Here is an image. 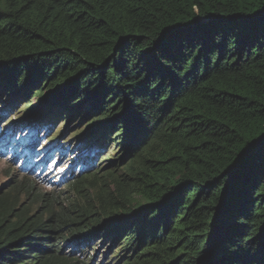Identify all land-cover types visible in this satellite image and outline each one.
<instances>
[{
  "label": "trees",
  "instance_id": "obj_1",
  "mask_svg": "<svg viewBox=\"0 0 264 264\" xmlns=\"http://www.w3.org/2000/svg\"><path fill=\"white\" fill-rule=\"evenodd\" d=\"M9 152L0 264H264V0H0Z\"/></svg>",
  "mask_w": 264,
  "mask_h": 264
},
{
  "label": "rangeland",
  "instance_id": "obj_2",
  "mask_svg": "<svg viewBox=\"0 0 264 264\" xmlns=\"http://www.w3.org/2000/svg\"><path fill=\"white\" fill-rule=\"evenodd\" d=\"M32 97L33 96H31L30 99ZM30 101H31V104L27 108L25 106V104L27 102H24L23 105H20V106H18L16 108V111L14 113H12V115H8L7 121H9V122H10V120H12V121L9 124L6 125L7 127L10 124H18L20 122H23L25 119L30 118L31 116H33L34 114H36L39 111L40 104L37 102V98H35L33 100L31 99ZM25 109H28V110L29 109H32V111H25ZM59 121H61V122H59ZM59 121H57V123L55 124V127H54L55 136H57V137L60 136V134L64 131V129H63L64 123L62 124V122L64 120H61L60 119ZM13 122H15V123H13ZM77 124L78 123H74L72 126L75 127ZM86 125H87V123L85 122L84 124H82V125L79 126L78 130L81 131V135L85 133V131H86ZM45 131H42L40 133V135L43 138H42V140L38 144V149L42 148L41 149L42 151H44L45 150L44 149L45 146H47V144H49L48 143L49 137L44 136L45 135ZM73 132H75V129H72L67 134V139L70 137L71 133H73ZM106 132H108V131H106ZM105 137H106V134H105ZM115 141H117V139H115ZM114 150L115 149L113 147V143H111L110 146L107 148V151L104 154H102V156H100V158H98L97 165L103 161L101 163V165H100L99 168H101V169L102 168L103 169L106 168L107 165L105 167H102V164H105L104 162L107 161V160H104V159H106V157L113 156ZM117 150H119V148H117ZM88 152H90V150H87L85 152V155H87ZM7 155L8 156H6V158H0V190H2V189L7 190L9 188V186H11L10 182H11L12 179H14V175H13L14 173L12 171V167L15 168V169H17V171H18V168H21L22 165H23L22 164V159H20L19 162L14 163V165L12 163H9L8 160H6V159H9L10 158V160H14V157H12L13 156L12 152L7 153ZM76 158H77V156L73 152L67 153V155L64 158H58V156H55V157L51 158L48 161L47 168H45L43 170V173L46 171V169H48V171H46V172L48 173L49 179H51L53 182L59 181V180L62 179L63 174L65 172H68L69 168L72 166V161L76 160ZM56 159L58 160V163H56ZM130 160L131 159H129L125 164L129 163ZM81 169H82V167L80 165L77 166V168L75 170V175H78L80 173ZM18 175H19V173H18ZM67 176L70 178L69 174ZM128 183H129V181H128ZM50 187L53 188L54 185L51 184V183H47V186H45V190L44 191H46V192L49 193L52 190ZM125 187L127 188L126 185H125ZM108 190H109V192L111 194H114L113 197H116L117 196V192L115 193L114 188L111 187V188H108ZM106 198H108V196Z\"/></svg>",
  "mask_w": 264,
  "mask_h": 264
},
{
  "label": "flooded vegetation",
  "instance_id": "obj_3",
  "mask_svg": "<svg viewBox=\"0 0 264 264\" xmlns=\"http://www.w3.org/2000/svg\"><path fill=\"white\" fill-rule=\"evenodd\" d=\"M35 98H37V96H33L31 99L33 100V99H35ZM31 99H30V100H31ZM30 100H29V102H27V103L25 104L26 107H28V106L31 104V101H30ZM22 107H23V106H22ZM23 110H24V109H23ZM23 110H22V111H23ZM113 147H114V149L117 148V146H116L114 143H113Z\"/></svg>",
  "mask_w": 264,
  "mask_h": 264
},
{
  "label": "water",
  "instance_id": "obj_4",
  "mask_svg": "<svg viewBox=\"0 0 264 264\" xmlns=\"http://www.w3.org/2000/svg\"><path fill=\"white\" fill-rule=\"evenodd\" d=\"M23 105V104H22Z\"/></svg>",
  "mask_w": 264,
  "mask_h": 264
}]
</instances>
